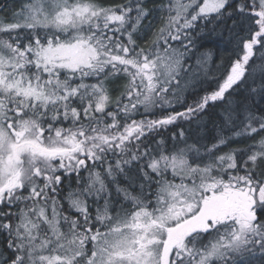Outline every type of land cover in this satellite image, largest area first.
I'll return each mask as SVG.
<instances>
[{
    "label": "snow or ice",
    "instance_id": "obj_1",
    "mask_svg": "<svg viewBox=\"0 0 264 264\" xmlns=\"http://www.w3.org/2000/svg\"><path fill=\"white\" fill-rule=\"evenodd\" d=\"M2 11L0 264H264V0Z\"/></svg>",
    "mask_w": 264,
    "mask_h": 264
},
{
    "label": "trees",
    "instance_id": "obj_2",
    "mask_svg": "<svg viewBox=\"0 0 264 264\" xmlns=\"http://www.w3.org/2000/svg\"><path fill=\"white\" fill-rule=\"evenodd\" d=\"M13 0H0V8L7 9L8 7L12 6ZM10 15V13L6 11L0 12V16ZM226 40V37H225ZM225 40H221L219 37L215 36H208L205 37L204 40V49L205 50H212L214 52L215 58L217 62L221 55H227V46L225 44ZM264 103V101H261ZM219 112V109L210 110V113L204 117V124L206 127L203 128L205 131V139L202 140V143L211 145L216 142L215 138L218 136H227L230 138L232 142H230L226 147H222L221 151L227 152L232 148H242L244 147V142L235 140L232 137V133L227 130H222L220 128V120L216 113ZM139 118V117H137ZM187 127V126H185ZM172 131L175 129H169L168 131L164 132V135H170Z\"/></svg>",
    "mask_w": 264,
    "mask_h": 264
},
{
    "label": "rangeland",
    "instance_id": "obj_3",
    "mask_svg": "<svg viewBox=\"0 0 264 264\" xmlns=\"http://www.w3.org/2000/svg\"><path fill=\"white\" fill-rule=\"evenodd\" d=\"M203 128H204V126H202L200 129H194L195 134L205 137L206 134H205V131L203 130ZM190 142H192V141H190ZM209 146H211V145H209ZM217 154H219V153H217Z\"/></svg>",
    "mask_w": 264,
    "mask_h": 264
}]
</instances>
